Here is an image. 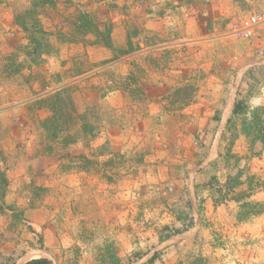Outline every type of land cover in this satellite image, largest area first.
<instances>
[{
  "label": "rangeland",
  "instance_id": "obj_1",
  "mask_svg": "<svg viewBox=\"0 0 264 264\" xmlns=\"http://www.w3.org/2000/svg\"><path fill=\"white\" fill-rule=\"evenodd\" d=\"M263 7L0 0V264H146L155 252L153 264H264V146L242 133L264 108V41L229 37ZM29 9L24 32L14 19ZM164 19L174 25L147 28ZM235 99L246 116L232 117ZM178 213L193 226L160 241Z\"/></svg>",
  "mask_w": 264,
  "mask_h": 264
},
{
  "label": "trees",
  "instance_id": "obj_2",
  "mask_svg": "<svg viewBox=\"0 0 264 264\" xmlns=\"http://www.w3.org/2000/svg\"><path fill=\"white\" fill-rule=\"evenodd\" d=\"M47 2L49 3L50 0H32V8L38 9V8H40L41 5H43ZM29 10L24 11L22 14L16 15L15 19H14L15 20L14 22L17 25H19L24 32H26L28 29L27 19L31 21V18H32V17L30 18V15L32 14V10H30V11ZM86 16H87V14L84 15V17H86ZM90 21H92V20H90ZM78 22H79L78 28L80 27V30H84L85 32H88L89 34H92L95 37V39H97L99 41L101 40L102 41L101 43L104 46H107V48H110L107 31L102 33L101 31H99L96 28V25L94 26V25L89 24V20L87 21L86 19H84V20L82 19L81 20L82 23L80 21H78ZM29 40H30V43H29L30 45H29V48H26V49H30V51H31V53H33V55L37 53V55L39 54V56H40L42 47L40 46V43L38 42V40L35 38H31ZM127 47H131V44L128 43ZM128 51H129L128 49L123 50V51H121V54H126ZM31 53H29V54H31ZM56 102H58V101H54V104L52 103V104L48 105V107L50 108V110L52 112L51 118L53 120L56 119L57 121H59L58 118H60L61 111L65 112L66 114H68V112L65 110L64 107L59 106L60 103L57 104ZM247 114H248V108H247L246 104L244 103V101L235 99V101L233 102V105H232V110H231L232 117H234V116H246ZM66 119H67V117H66ZM229 121L230 120H228V122ZM242 133L248 139L249 146L251 149L253 148V146L257 142H260L264 146V108L255 107L252 109V111H250V119L247 120L245 118L243 121ZM64 138H66L67 140L69 139V142H68L69 144L70 143L72 144L75 142V139H73L69 135V133H67V137H64ZM86 161L87 160L85 159L83 162L86 163ZM197 187L198 186L196 185L194 187V190H197ZM241 200L242 199L240 197L236 198L237 202H240ZM217 202L218 201H214V204ZM244 204H247V203H243V205ZM188 206H189V203H188ZM251 212L252 211H249V214H251V215H256L259 213L258 211H255L253 213H251ZM175 220L180 224V227L175 228V227L165 226L162 229V231L160 232V234H161L159 237L160 241H165V240H168L169 238H171L172 236L182 234L193 226V218L188 213L187 214L178 213L176 215ZM158 255H159L158 252L153 253V255H151V257L146 261V264H153L158 259ZM25 264H52V262L46 258H38V259H32ZM109 264H120V262H119V259L114 257L113 261L109 262Z\"/></svg>",
  "mask_w": 264,
  "mask_h": 264
},
{
  "label": "built area",
  "instance_id": "obj_3",
  "mask_svg": "<svg viewBox=\"0 0 264 264\" xmlns=\"http://www.w3.org/2000/svg\"><path fill=\"white\" fill-rule=\"evenodd\" d=\"M264 3V0H261ZM183 19L192 18L186 9L181 10ZM158 23V22H157ZM174 21L164 19L162 26L172 27ZM229 37L241 41H264V8H252L233 24Z\"/></svg>",
  "mask_w": 264,
  "mask_h": 264
},
{
  "label": "crops",
  "instance_id": "obj_4",
  "mask_svg": "<svg viewBox=\"0 0 264 264\" xmlns=\"http://www.w3.org/2000/svg\"><path fill=\"white\" fill-rule=\"evenodd\" d=\"M263 8H264V7H263ZM244 13H245V12H244ZM244 13H243V14H244ZM243 14H241V15H243ZM155 26H160V27H161L162 24L159 25L158 23H156V24H152V25H151V23H147V28L149 27L148 29H154ZM160 27H159V28H160Z\"/></svg>",
  "mask_w": 264,
  "mask_h": 264
}]
</instances>
